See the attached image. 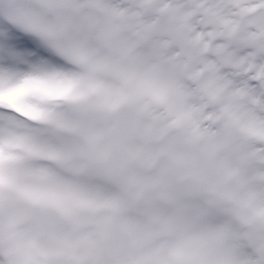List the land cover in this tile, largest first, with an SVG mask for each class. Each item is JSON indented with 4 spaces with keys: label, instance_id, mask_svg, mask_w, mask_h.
I'll use <instances>...</instances> for the list:
<instances>
[{
    "label": "snow or ice",
    "instance_id": "snow-or-ice-1",
    "mask_svg": "<svg viewBox=\"0 0 264 264\" xmlns=\"http://www.w3.org/2000/svg\"><path fill=\"white\" fill-rule=\"evenodd\" d=\"M0 264H264V0H0Z\"/></svg>",
    "mask_w": 264,
    "mask_h": 264
}]
</instances>
